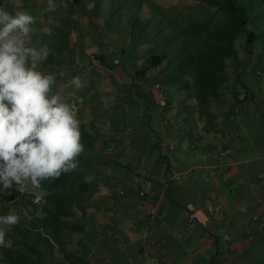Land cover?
<instances>
[{"label":"crops","instance_id":"obj_1","mask_svg":"<svg viewBox=\"0 0 264 264\" xmlns=\"http://www.w3.org/2000/svg\"><path fill=\"white\" fill-rule=\"evenodd\" d=\"M90 71L79 89L55 83L95 138L81 154L90 165L79 167L89 188L76 218L87 238L76 231L50 254L42 242L41 264H264V114L249 102L205 130L176 88L143 85L154 94L147 110L117 99L118 69L117 85ZM174 171L182 182L170 184Z\"/></svg>","mask_w":264,"mask_h":264},{"label":"trees","instance_id":"obj_2","mask_svg":"<svg viewBox=\"0 0 264 264\" xmlns=\"http://www.w3.org/2000/svg\"><path fill=\"white\" fill-rule=\"evenodd\" d=\"M75 1L79 3L80 0ZM136 4L131 10L137 8ZM0 7L11 11V4L7 6L6 0H0ZM189 19L188 24L173 22L174 31L169 34L161 30L157 34L149 33L144 40L143 33L149 24L141 25L138 37L139 42L148 47L145 53L122 49L119 54H107L104 45L88 49L81 43L71 48L74 57L75 50L79 52V57H75L69 66L71 69L59 71L48 66V61H42L38 70L55 73V83H66L73 77H82L90 69L91 76L97 80L104 82V78H108L110 83L117 85L120 82L115 73L121 69L123 81L122 87L117 86V99L121 95L125 104L137 107L154 101L153 92L145 91L143 85L149 84L152 89L174 87L183 96V111L205 119V130H216L221 115L226 119L242 114L249 102L263 115L264 0H205L197 17L189 16ZM134 20L130 23L132 31L139 26L138 21L144 22L138 14ZM66 26L70 28L62 32L67 38L66 44L61 43L57 58L62 55V50L70 48L72 30L69 20ZM85 59H89L88 64H84ZM139 61H142L141 66ZM98 68L105 73L97 72ZM61 72L63 77L59 75ZM53 94H57L56 84L49 95ZM146 108L150 110L148 105ZM146 117L149 130L154 131L151 115ZM80 127L84 149L92 147L95 138L89 137L83 125ZM78 160L79 165L74 171L55 181L42 182L41 191L51 193L45 197L42 210L32 203L33 194L22 195L15 186L3 191L0 186L1 214L12 209L17 199L30 211L29 216L19 214L20 223L7 232L6 246L0 247V264H41L46 257L40 249L42 242L49 245L50 254L55 245L62 248L71 243L76 231H80L83 241L87 238L85 224L76 217L78 212L86 211L82 201L89 188L79 167L90 162L84 155ZM71 255V252H65V257Z\"/></svg>","mask_w":264,"mask_h":264},{"label":"clouds","instance_id":"obj_3","mask_svg":"<svg viewBox=\"0 0 264 264\" xmlns=\"http://www.w3.org/2000/svg\"><path fill=\"white\" fill-rule=\"evenodd\" d=\"M55 10L54 0H48L46 11ZM34 24L26 11L13 14L0 7V186L31 191L32 203L42 210L51 194L41 191L42 182L77 169L84 145L73 106L60 94L49 95L56 74L38 70L49 53L47 47L29 46ZM69 84L79 89V76ZM19 223V214L0 215V247Z\"/></svg>","mask_w":264,"mask_h":264},{"label":"rangeland","instance_id":"obj_4","mask_svg":"<svg viewBox=\"0 0 264 264\" xmlns=\"http://www.w3.org/2000/svg\"><path fill=\"white\" fill-rule=\"evenodd\" d=\"M204 1L80 0L77 3L75 0H54L56 10L53 12L46 11L48 0H6V5L11 4L10 12L13 14L20 9L34 17L35 24L32 26L34 30L30 33V46L38 49L47 47L49 54L44 62L48 61V66L51 68L63 71L71 69L69 66L75 61L72 50L81 43L88 49L102 48L104 45L103 48L107 54H119L122 49H136L139 53H145L148 51V47L139 42L138 37L141 25L149 24L143 33V40L148 37L149 33L157 34L161 30L169 34L174 31L175 24L173 22L179 21L182 24H188L189 16L197 17ZM136 2L135 7L137 8L131 10ZM138 2L141 3V8ZM137 14L142 16L144 22L138 21L137 25L139 26L132 31L130 23ZM67 20L71 25L72 42L69 43L70 48L62 50V55L57 58L61 43L65 45L67 39L63 37L62 32L70 29L66 26ZM134 22L135 20L132 23ZM72 46L73 49H71ZM88 63L89 59H85L84 64ZM138 64L141 66L142 61H139ZM117 72L119 76H123L121 69H118ZM104 79V82H110L108 78ZM30 194H32L31 191L24 193V195ZM9 213L30 215L28 206L19 199L14 202L12 209L4 214L0 213V215Z\"/></svg>","mask_w":264,"mask_h":264},{"label":"built area","instance_id":"obj_5","mask_svg":"<svg viewBox=\"0 0 264 264\" xmlns=\"http://www.w3.org/2000/svg\"><path fill=\"white\" fill-rule=\"evenodd\" d=\"M183 180V176L180 172L178 171H174L173 174H172V178H171V183H179V182H182ZM145 194L142 193V196H144ZM218 210H220V207L218 208Z\"/></svg>","mask_w":264,"mask_h":264}]
</instances>
